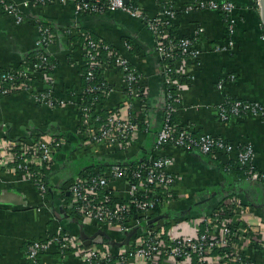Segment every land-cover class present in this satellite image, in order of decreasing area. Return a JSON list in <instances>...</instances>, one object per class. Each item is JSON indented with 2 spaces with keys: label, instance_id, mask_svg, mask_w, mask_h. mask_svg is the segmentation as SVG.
Instances as JSON below:
<instances>
[{
  "label": "crops",
  "instance_id": "1",
  "mask_svg": "<svg viewBox=\"0 0 264 264\" xmlns=\"http://www.w3.org/2000/svg\"><path fill=\"white\" fill-rule=\"evenodd\" d=\"M14 1L21 4L26 0ZM135 1L149 16L168 5L175 8L177 18L173 29L178 36L203 29L198 57L184 61L182 66L180 104L174 122L194 136L209 134L236 147L251 145L253 165L264 173V123L251 116L225 121L218 117V108L225 100H245L264 106V33L256 0L236 1L234 46L228 52L212 50L214 45L227 39L226 20L219 12L184 13L192 0ZM22 13L25 21L16 25L0 10V73L22 69L38 53L34 44L39 34L37 23L48 26L53 35L46 51L50 68L44 74L35 75L37 87L34 89L50 90L67 104L49 109L39 105L33 93L23 92L0 100V139L7 137L28 144L37 137L50 136L63 142L46 168L47 193L43 200L31 184L0 168V264H29L27 244L45 239L58 227L78 237L85 246L100 242L102 236L96 228L84 225L67 208L66 183L83 172H103L114 163L133 165L149 157L162 125L164 108L161 62L154 52L153 36L143 22L120 13L79 15L70 4L30 6L22 8ZM83 35L111 45L143 77L147 87L145 104L149 125L141 130L126 153H110L99 145L82 147L78 134V100L83 92ZM124 42L132 46L131 51H125ZM221 79L225 80L224 85L218 89ZM98 80L111 89L107 96L101 97V113L115 112L120 117H128L138 109L136 104L132 111L126 108L127 98L118 70H102ZM161 153L173 159V202L158 208L153 217L163 216L159 221L169 236L195 235L200 220L231 194L240 196L248 209L255 210L264 220V187L260 182L240 177L232 166L234 154L213 157L196 149L184 151L172 147ZM117 184L111 187L120 200L123 194ZM73 262L71 257L66 260V264ZM41 264H59V258L49 254L41 258ZM158 264L178 263L162 259Z\"/></svg>",
  "mask_w": 264,
  "mask_h": 264
},
{
  "label": "built area",
  "instance_id": "2",
  "mask_svg": "<svg viewBox=\"0 0 264 264\" xmlns=\"http://www.w3.org/2000/svg\"><path fill=\"white\" fill-rule=\"evenodd\" d=\"M237 0H192L184 13L200 10L219 12L225 17L227 39L213 46L215 52H228L234 43L232 35ZM72 5L75 14L104 15L120 13L143 22L154 40V52L161 62L164 88L162 125L156 134L151 155L133 165L114 163L103 172H83L66 183L69 194L67 208L84 225L104 233L100 242L85 246L75 235L58 227L43 240H36L26 247L29 264H41V258L55 254L59 264H66L71 257L74 264H158L162 259L178 264H264V220L250 211L238 195H228L215 204L211 213L204 216L195 235L166 234L159 221L151 222L153 211L173 202L175 175L173 159L161 152L167 147L180 150L196 149L203 155L216 157L234 154L231 162L243 169L244 178L260 182L264 187V173L254 163L251 145L236 147L209 134L194 136L174 122L180 104L178 91L182 82L184 61L198 57V43L202 28L188 36H178L173 29L177 12L171 5L149 16L135 0H0V10L14 20L16 25L25 21L22 8L30 6ZM258 10V6H257ZM38 38L34 42L38 53L20 70L0 73V100L18 93H33V99L49 109L64 107L67 103L50 90L40 91L35 75L50 68L47 48L53 42L48 26L38 24ZM264 39V36H263ZM82 53L84 88L78 100V134L82 147L99 145L110 153H126L142 129L148 128L145 98L147 87L143 77L129 61L111 45L83 35ZM125 51L132 50L128 42ZM116 69L121 73L127 98L126 108L133 109L128 117L117 113L101 115L99 103L110 92L108 85L97 80L102 70ZM231 80L234 76L229 77ZM224 79L217 85L222 89ZM34 91V92H33ZM101 96V97H99ZM251 116L264 123V106L245 100H225L218 108V117ZM62 140L55 137H37L28 144L7 137L0 139V168L16 174L21 181L31 184L44 199L47 193L46 168L61 149ZM118 183L123 194L117 199L111 184Z\"/></svg>",
  "mask_w": 264,
  "mask_h": 264
},
{
  "label": "water",
  "instance_id": "3",
  "mask_svg": "<svg viewBox=\"0 0 264 264\" xmlns=\"http://www.w3.org/2000/svg\"><path fill=\"white\" fill-rule=\"evenodd\" d=\"M256 2H257V6H258V14H259L260 22H261L263 33H264V0H256ZM162 217L160 216V217L154 218L151 220V222L159 221L160 218H162ZM159 224L161 225L162 222L159 221ZM99 233L101 235H104V233H102V232H99ZM94 243H96V242H94ZM89 244H90V242L87 243V245H89Z\"/></svg>",
  "mask_w": 264,
  "mask_h": 264
},
{
  "label": "trees",
  "instance_id": "4",
  "mask_svg": "<svg viewBox=\"0 0 264 264\" xmlns=\"http://www.w3.org/2000/svg\"><path fill=\"white\" fill-rule=\"evenodd\" d=\"M35 55H37V54H35ZM35 55H33V57H34ZM33 57H32V58H33ZM97 80H98V75H97ZM83 88H84V84H83ZM99 97H101V96H99ZM101 115H102V116H105V114H103V113H101ZM174 117H175V116H174ZM173 119H174V118H173ZM232 166H233V169H234L236 172H238V173L240 174V177H244V175H243V169H241L239 165H237V164H233ZM158 212H159V209H155V210L153 211L152 216H153L154 214H157Z\"/></svg>",
  "mask_w": 264,
  "mask_h": 264
}]
</instances>
